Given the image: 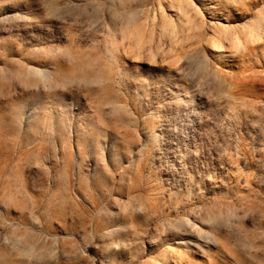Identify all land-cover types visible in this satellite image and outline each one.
<instances>
[{"label": "rangeland", "instance_id": "rangeland-1", "mask_svg": "<svg viewBox=\"0 0 264 264\" xmlns=\"http://www.w3.org/2000/svg\"><path fill=\"white\" fill-rule=\"evenodd\" d=\"M0 264H264V0H0Z\"/></svg>", "mask_w": 264, "mask_h": 264}]
</instances>
